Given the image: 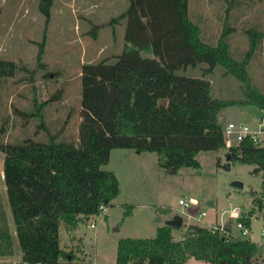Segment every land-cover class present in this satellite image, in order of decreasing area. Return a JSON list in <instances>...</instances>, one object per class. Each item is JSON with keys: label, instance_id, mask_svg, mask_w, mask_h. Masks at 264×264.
Wrapping results in <instances>:
<instances>
[{"label": "trees", "instance_id": "obj_1", "mask_svg": "<svg viewBox=\"0 0 264 264\" xmlns=\"http://www.w3.org/2000/svg\"><path fill=\"white\" fill-rule=\"evenodd\" d=\"M127 1L126 9L110 20V24L125 20L122 51L113 61L81 64L76 139L51 132L45 118L46 107L62 98L60 88L42 100L34 92L28 110H15L37 120L35 138L41 140L31 134L5 140L8 115L0 113L2 176L21 250L16 264H84L74 252L62 249L60 228L75 230L118 195L115 173L102 168L113 148L153 151L158 165L168 171L181 166L198 169V151L226 147L219 120L223 109L254 106L264 113V23L252 21L255 25L245 28L248 43L240 57H234L230 48L229 37L236 30L231 14L242 12L238 8L244 0H226L223 26L214 43L202 38L200 26L190 17L189 0ZM52 2H38L45 25ZM97 28H92L93 35ZM45 41L44 32L36 42V62L41 68L46 64L42 61ZM199 62L207 63L203 77L175 73ZM255 62L261 72L259 80L248 67ZM216 65L239 82L240 97L211 96L205 76ZM34 72L24 63L0 58V89L14 77L35 88ZM226 155L225 169L237 161L253 164L252 171L262 173L261 189L251 192L252 210L238 218L250 227L251 214L264 211V144L247 136L229 146ZM124 206V215H129L132 206ZM172 230L163 224L152 237L119 238L115 264H185L191 257L212 264H263L262 244L249 237L226 239L222 232L194 222L185 226L179 239ZM13 250L9 220L0 200V256L12 255Z\"/></svg>", "mask_w": 264, "mask_h": 264}, {"label": "rangeland", "instance_id": "obj_2", "mask_svg": "<svg viewBox=\"0 0 264 264\" xmlns=\"http://www.w3.org/2000/svg\"><path fill=\"white\" fill-rule=\"evenodd\" d=\"M39 0H0V58L21 62L35 69L33 85L10 79L1 87L0 113L8 115V130L5 140L22 138L31 134L36 137L37 120L21 116L15 110H28L32 96L39 100L48 98L58 88L62 98L50 103L45 109V118L51 132L59 131L60 136L69 139L77 136L80 121V67L84 62L100 60L113 61L124 45L125 20L110 24L113 17L127 7V0H53L50 19L45 25V17L38 10ZM244 2V3H243ZM248 2V3H247ZM242 4V5H241ZM239 7L242 12L232 13L231 23L236 30L230 37V48L234 57H240L247 47L245 28L264 23V0H244ZM226 0H189L190 17L201 28V36L214 43L223 26L226 15ZM244 6V7H243ZM244 21H249L243 25ZM98 26L95 35L92 28ZM246 26V27H245ZM45 32L43 68L36 62L38 45ZM142 55L152 56L142 52ZM256 55V59L259 57ZM206 62L175 70V73L192 77H203ZM249 67L255 80H259L260 70L255 62ZM44 74H47L44 76ZM18 76H21L19 74ZM210 81V94L215 98H238L241 96L239 82L224 74V68L216 65L213 72L205 76ZM262 112L254 106H229L221 111L219 120L223 126L227 122H245L255 127ZM39 132L44 136L45 132ZM39 134V133H38ZM41 140L42 138H35ZM47 139V138H46ZM45 139V140H46ZM58 141H61L58 139ZM235 142L234 139H232ZM264 144V137L260 140ZM137 151L130 148H113L109 161L102 166L112 170L119 181V193L109 203L108 215L105 211L96 219L83 220L74 229L60 228V245L65 251H72L84 264H115L116 245L122 237H152L157 226L178 215L182 226L172 228L175 239L181 237L185 226L196 219L204 222L217 220L231 222L234 232L238 230L235 219L228 218L225 209L229 203L238 206L244 213L252 210V191L261 189L262 173H255L253 164L232 161L227 163V147L216 150H200L196 158L200 168L181 166L171 172L157 163L153 151ZM3 154L0 152V200L7 214L14 250L12 255L0 256V264H16L20 259V247L15 234L12 216L8 206L2 174ZM233 180L243 183L242 188L231 185ZM188 200L186 206L178 203L179 198ZM125 204H130L131 213L124 215ZM167 209V211H165ZM200 209L205 211L199 215ZM251 214L250 237L259 241L263 248L264 217ZM94 222V226H90ZM185 264H212L188 258Z\"/></svg>", "mask_w": 264, "mask_h": 264}, {"label": "built area", "instance_id": "obj_3", "mask_svg": "<svg viewBox=\"0 0 264 264\" xmlns=\"http://www.w3.org/2000/svg\"><path fill=\"white\" fill-rule=\"evenodd\" d=\"M249 136L253 142L255 143H261L260 140L264 137V113L261 114L258 123L255 127H251L249 124L245 122H234L230 121L227 122L224 126V137H225V145L228 148L229 146H232L238 142H240L243 138ZM232 139L235 140V142L232 141ZM178 203L181 205L186 206L189 202L185 198H179ZM105 210V207H102L100 209V212L94 214L91 219H96L97 216H99L101 213H103ZM225 212H228V215L230 217H234L235 219V226L238 230L237 233L233 232L232 230L226 228V226L222 225H210L208 226L212 232H215L218 230L219 232L223 233V236L226 239H229L230 237H236V238H247L250 234V228L249 226L245 225L244 222L239 220L238 218L241 215V209L238 206H234L231 203H229L225 209ZM199 215H204L205 211L201 210L198 212ZM90 226H94V222H90ZM264 230L262 229L261 233L263 234Z\"/></svg>", "mask_w": 264, "mask_h": 264}, {"label": "crops", "instance_id": "obj_4", "mask_svg": "<svg viewBox=\"0 0 264 264\" xmlns=\"http://www.w3.org/2000/svg\"><path fill=\"white\" fill-rule=\"evenodd\" d=\"M136 154H140L139 152H136ZM108 210H109V206H107L106 208H105V216H107L108 215ZM202 209H200V211H201ZM200 211H198V212H200ZM264 212V211H263ZM263 212L262 213H258V212H255V214L256 215H261V216H263L264 217V214H263ZM241 213H243L244 215L246 214V213H244L242 210H241ZM228 218H232V217H230L229 215H228ZM234 218V217H233ZM194 223H198V224H200V225H205V226H210V225H222V226H226V228H228V229H230V230H232L233 232H234V230H233V228L231 227V222L229 221V222H227V223H223V222H221V221H218L217 220V218H216V220H211V221H208V222H204V221H201L200 222V220H198V219H196L195 221H194ZM250 234H249V238L252 240V241H254V242H257V243H259V241L258 240H256V239H254V238H252V237H250V235H251V233H252V227H251V225H250ZM176 229V228H175ZM262 229L264 230V227H261L260 228V230H259V235L260 236H263V234H264V232H263V234L261 233V231H262ZM74 231H76V229L74 230ZM181 233H182V230H181ZM259 244H261V243H259ZM20 256H21V253H20Z\"/></svg>", "mask_w": 264, "mask_h": 264}, {"label": "water", "instance_id": "obj_5", "mask_svg": "<svg viewBox=\"0 0 264 264\" xmlns=\"http://www.w3.org/2000/svg\"><path fill=\"white\" fill-rule=\"evenodd\" d=\"M166 102H167V99L163 98L161 104L165 105ZM175 170H176L175 168L169 169V171H171V172H175ZM231 185L235 186V187H238V188H242L243 187V183L241 181H239V180H233L231 182ZM181 222H182V219L178 215L166 220V224L170 225L172 228H178L180 226Z\"/></svg>", "mask_w": 264, "mask_h": 264}]
</instances>
